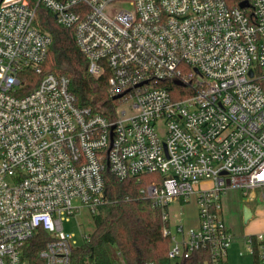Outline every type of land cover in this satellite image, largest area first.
I'll list each match as a JSON object with an SVG mask.
<instances>
[{
	"label": "built area",
	"instance_id": "2783aa9c",
	"mask_svg": "<svg viewBox=\"0 0 264 264\" xmlns=\"http://www.w3.org/2000/svg\"><path fill=\"white\" fill-rule=\"evenodd\" d=\"M248 1L38 0L74 31L89 73H109L110 94L121 95L113 118L80 107L67 77L44 72L52 37L36 6L0 1V264H31L24 247L40 230L43 264H73L79 242L64 222L82 206L99 210L107 171L161 175L143 191L171 259L228 264L223 198L239 189L253 200L264 186V0ZM27 69L42 80L22 94ZM192 195L197 224L172 223L169 206ZM245 243L264 264V232Z\"/></svg>",
	"mask_w": 264,
	"mask_h": 264
},
{
	"label": "trees",
	"instance_id": "16d2710c",
	"mask_svg": "<svg viewBox=\"0 0 264 264\" xmlns=\"http://www.w3.org/2000/svg\"><path fill=\"white\" fill-rule=\"evenodd\" d=\"M29 1L36 6L37 25L52 37L43 65L44 72L67 77L80 107L113 118L118 100L109 92V73L98 78L92 76L74 31L59 24L54 14L38 4V0ZM242 1L227 0L230 6H237ZM22 75V94L32 91L42 80L41 74L30 69ZM160 178L158 172H152L120 180L107 171L105 201L92 214L95 229L90 234V240L83 241L74 249L73 264H195L197 255L181 261L169 257L170 240L162 233L165 222L159 209L153 206L143 191L150 182ZM47 239L48 234L40 230L26 243L24 257L31 264H43L39 250ZM259 263L255 252V264Z\"/></svg>",
	"mask_w": 264,
	"mask_h": 264
},
{
	"label": "rangeland",
	"instance_id": "374dc122",
	"mask_svg": "<svg viewBox=\"0 0 264 264\" xmlns=\"http://www.w3.org/2000/svg\"><path fill=\"white\" fill-rule=\"evenodd\" d=\"M122 6V5H118ZM127 109L128 113H132V108L128 104H124L120 107V110ZM235 190V189H234ZM230 191L229 197L225 201L226 206V220L232 227V231L235 233H244L246 230V223L243 217V211L245 206L246 197H242L238 190ZM244 200V201H243ZM253 206V205H252ZM196 197L194 195L183 203L181 200L172 203L169 206V213L172 223H183L187 227H192L196 224ZM95 229V223L92 212L86 206H82L75 214L70 216L69 221L64 222V230L67 233H73L74 239L81 244L84 241L85 233H92ZM233 246V247H232ZM232 247V249H231ZM229 249V264H254L250 255L239 256L236 252H233L235 248L234 242ZM247 250V249H246ZM248 252L252 253L250 250Z\"/></svg>",
	"mask_w": 264,
	"mask_h": 264
},
{
	"label": "crops",
	"instance_id": "0c3cea01",
	"mask_svg": "<svg viewBox=\"0 0 264 264\" xmlns=\"http://www.w3.org/2000/svg\"><path fill=\"white\" fill-rule=\"evenodd\" d=\"M233 190L234 189H230L228 191L227 195L223 198V217H224V219L226 218V216H225V212H226L225 201L229 197L230 191H233ZM236 190H238L240 195H242L243 192L241 190L235 189L234 191H236ZM242 197H243V195H242ZM196 205H197V203H196ZM245 206H248L249 210L252 212V216L250 219L245 221V210L243 211L244 221L247 224L246 230L244 233H238L237 234V233L233 232L231 225H229V223L226 219H225V221H226L227 225L229 226V228L231 229L232 233L234 234V241L233 242H234L235 248L233 249V252H236L239 256H245L247 254L250 255L254 261V264H255V252L254 253L248 252L249 248L245 243V237L247 235L255 234L258 232H264V186H262L256 190V197L253 200H249V199L245 200ZM197 209H196V220L198 222V211H197ZM197 222H196V224H197ZM232 247H231V249H232ZM229 254H230V252H228V257H229ZM227 262L229 264V258H228Z\"/></svg>",
	"mask_w": 264,
	"mask_h": 264
},
{
	"label": "water",
	"instance_id": "95a60500",
	"mask_svg": "<svg viewBox=\"0 0 264 264\" xmlns=\"http://www.w3.org/2000/svg\"><path fill=\"white\" fill-rule=\"evenodd\" d=\"M240 7L245 8V7H249L250 3L248 0H243L242 2H240ZM121 95L116 96L115 98H119ZM244 210H245V221H247L248 219L251 218L252 216V212L249 210L248 206H244Z\"/></svg>",
	"mask_w": 264,
	"mask_h": 264
}]
</instances>
